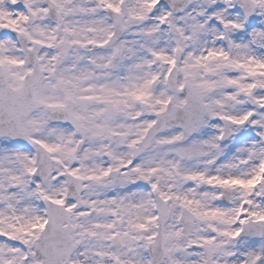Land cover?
<instances>
[{
    "label": "snow or ice",
    "instance_id": "obj_1",
    "mask_svg": "<svg viewBox=\"0 0 264 264\" xmlns=\"http://www.w3.org/2000/svg\"><path fill=\"white\" fill-rule=\"evenodd\" d=\"M0 264H264V0H0Z\"/></svg>",
    "mask_w": 264,
    "mask_h": 264
}]
</instances>
